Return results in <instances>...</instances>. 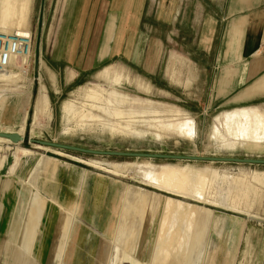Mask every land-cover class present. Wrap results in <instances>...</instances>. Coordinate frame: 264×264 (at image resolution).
I'll use <instances>...</instances> for the list:
<instances>
[{"label": "rangeland", "instance_id": "1", "mask_svg": "<svg viewBox=\"0 0 264 264\" xmlns=\"http://www.w3.org/2000/svg\"><path fill=\"white\" fill-rule=\"evenodd\" d=\"M124 1L136 11L139 0L111 6ZM222 2L189 0L173 22L169 2L161 20L141 15L151 52H137L131 13L129 50L108 56L106 44L98 59L67 51L93 0H0V32L32 34L26 64L16 61L24 71H0V131L24 136L20 146L0 139V264H264V165L91 155L30 140L264 158V94L211 101L210 72L195 64L190 14Z\"/></svg>", "mask_w": 264, "mask_h": 264}, {"label": "crops", "instance_id": "2", "mask_svg": "<svg viewBox=\"0 0 264 264\" xmlns=\"http://www.w3.org/2000/svg\"><path fill=\"white\" fill-rule=\"evenodd\" d=\"M93 1L95 6L90 9L92 15L89 19L90 24L87 26V24L81 23L74 34L78 40L76 48L73 50L69 44L67 51L96 53L97 58L102 59L100 52L106 44V55L129 50L126 48L125 37L130 30L131 13H133V22H137L133 24V28L134 26L137 28L135 33L137 44L134 45L137 46V52L142 50L151 52L145 48V31L138 26L142 18L141 15H150L155 21L161 20L162 5L165 4L167 7L169 2V12H167V8L164 10L169 15L168 20L173 22L178 20L180 15L183 18L189 0H185V2L180 0V6L177 2L179 0L176 2L165 0L164 3L162 0H150L147 6L145 0H139L135 12H131L132 9L128 1L122 2V7L118 9L111 6L113 0H111V4L106 3L110 0ZM222 1V10L216 13L211 12L208 8H200L201 4L196 3L189 21L191 28L195 27L197 30L192 43L196 52L199 53L201 61H199L200 64H195L202 73L209 70L211 75L210 100L220 101V104H229L264 94V76H262L264 75V0ZM84 9L86 12L87 8H83L82 5L81 12ZM97 12H101L103 15L99 24L96 23ZM112 17L115 22L114 29L111 39L107 42V25ZM75 28L77 29L76 25L74 30ZM194 62H198L197 59ZM248 112L249 110L246 109L243 113Z\"/></svg>", "mask_w": 264, "mask_h": 264}, {"label": "water", "instance_id": "3", "mask_svg": "<svg viewBox=\"0 0 264 264\" xmlns=\"http://www.w3.org/2000/svg\"><path fill=\"white\" fill-rule=\"evenodd\" d=\"M0 137L8 138L11 142L17 143L23 141L24 137L18 132H4L0 131ZM32 142L40 146L75 151L84 154L114 156V157H128L141 159H164V160H183V161H208V162H233L252 165H264V158L260 157H238V156H216V155H201V154H178V153H164V152H148V151H128V150H103L95 148H86L72 144H66L51 140L30 139Z\"/></svg>", "mask_w": 264, "mask_h": 264}, {"label": "built area", "instance_id": "4", "mask_svg": "<svg viewBox=\"0 0 264 264\" xmlns=\"http://www.w3.org/2000/svg\"><path fill=\"white\" fill-rule=\"evenodd\" d=\"M31 30L25 29L23 32L6 34L0 32V71H5L10 67L12 59L29 55L31 49Z\"/></svg>", "mask_w": 264, "mask_h": 264}, {"label": "bare ground", "instance_id": "5", "mask_svg": "<svg viewBox=\"0 0 264 264\" xmlns=\"http://www.w3.org/2000/svg\"><path fill=\"white\" fill-rule=\"evenodd\" d=\"M24 4V3H23ZM25 30V29H24ZM24 30H19V31H17V33H20V32H23ZM3 33H6V34H15L16 33V31H14V32H12V31H9L8 33L7 32H3ZM31 52H32V49H30L29 50V55H25V56H22L21 58H17V59H12V61H11V65L13 66V65H15V67H16V65L18 66V68L19 67H21V63L20 64H16L17 62L16 61H24V63H23V66L26 64V62H27V59L30 57V55H31ZM21 67L20 68V71H24L23 69H24V67ZM6 71V70H5ZM6 73H3L2 75H5ZM16 88V87H15ZM7 90H9V89H7ZM1 91V90H0ZM14 92V91H13ZM12 93V92H11ZM5 96H7L5 93H3ZM15 94V93H14ZM21 94V93H20ZM17 95H19V94H17ZM2 96V95H1ZM40 98H41V101L43 100V93L41 92V94H40ZM4 99V98H3ZM29 100H30V94L28 95V97L26 98V101H24L25 102V106H26V108H27V105H28V103H29ZM8 101V100H7ZM11 103H12V101H11ZM7 105V104H6ZM14 105H15V103H14ZM40 105V104H39ZM10 106V105H9ZM40 107H42V106H40ZM43 108V107H42ZM22 112V111H21ZM27 113V112H26ZM24 119H26V118H24ZM26 123V120L24 121V124ZM25 126V125H24ZM25 128V127H24ZM21 136H23L22 134H20ZM24 137V136H23ZM0 139L1 140H7V141H9V142H11L8 138H2V137H0ZM20 142L21 141H19V142H17V143H14V142H11V143H13V144H16L17 146H20ZM43 147V146H42ZM47 148V147H46Z\"/></svg>", "mask_w": 264, "mask_h": 264}]
</instances>
